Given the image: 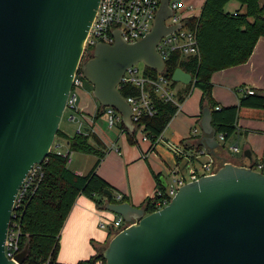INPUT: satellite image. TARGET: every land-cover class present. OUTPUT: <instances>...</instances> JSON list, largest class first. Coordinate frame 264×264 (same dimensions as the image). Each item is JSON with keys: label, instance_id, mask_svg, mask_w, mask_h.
<instances>
[{"label": "water", "instance_id": "95a60500", "mask_svg": "<svg viewBox=\"0 0 264 264\" xmlns=\"http://www.w3.org/2000/svg\"><path fill=\"white\" fill-rule=\"evenodd\" d=\"M170 0H160L150 32L135 43L114 32L112 45H96L82 72L92 98L112 108L132 133V110L118 87L134 65L160 74L165 62L160 39L181 28L167 27ZM100 0H0V264H23L28 246L8 260L4 243L23 181L53 147L72 77ZM174 83L189 85L177 68ZM202 147H219L204 108ZM89 132V129H85ZM165 188L164 177L159 178ZM107 196H112L108 190ZM105 210L126 225L109 240L106 264H264V174L225 164L214 175L188 183L169 204L147 214L128 202Z\"/></svg>", "mask_w": 264, "mask_h": 264}, {"label": "trees", "instance_id": "16d2710c", "mask_svg": "<svg viewBox=\"0 0 264 264\" xmlns=\"http://www.w3.org/2000/svg\"><path fill=\"white\" fill-rule=\"evenodd\" d=\"M231 2L239 4L240 8L231 12L225 7ZM243 9V11H242ZM185 27L197 31L198 54L182 56L179 51L173 52L165 60V70L158 74L143 67V76L156 79L162 75L169 82L173 90L178 83L171 81L173 72L179 68L192 77V82L176 92V103L163 102L155 93L151 85L144 87L148 92L151 107L154 112L149 115L146 111L133 123L134 130L127 134L130 144L135 142V134L140 131L151 138H157L167 128L171 120L179 111L181 105L189 97L193 89L201 92L200 109L208 108L211 113V126L216 135H223V142L228 141L238 131L237 122L239 112L243 108L264 109V91L254 90L252 95L239 89L243 95L239 97L237 105L231 107L219 106L212 98L211 76L213 73L244 64L250 58L256 42L264 38V0H205L197 17H191ZM124 99L138 97L140 90L133 84H123L118 89ZM105 108L99 105L97 116L104 115ZM120 128H125L120 122ZM90 131L84 134L76 133L68 137L58 130L55 137L65 141L70 152H80L98 156L97 163L85 175L74 173L66 164L63 156L54 149V144L46 159L41 163L42 177L35 188L25 194L21 205L15 211L12 223L17 224L19 250L28 246V253L23 264H57V254L62 229L76 200L80 196L100 197L96 199L98 207L108 203L127 202L126 198L114 199V196L104 194L112 188L97 174V168L104 158V153L97 151L89 142ZM218 141H220L218 139ZM185 150H197L202 147L200 140L191 137L178 143ZM219 170L229 159V149L224 145L214 151H209ZM176 160V158H175ZM152 176L157 182V190L164 192L159 178L161 174ZM158 199L146 198L140 208L147 214L156 210L153 201ZM105 202V203H104ZM117 231L113 234H116ZM111 236L109 235L108 239ZM105 242L96 255L88 260L76 264H106L103 252L107 246Z\"/></svg>", "mask_w": 264, "mask_h": 264}, {"label": "built area", "instance_id": "2783aa9c", "mask_svg": "<svg viewBox=\"0 0 264 264\" xmlns=\"http://www.w3.org/2000/svg\"><path fill=\"white\" fill-rule=\"evenodd\" d=\"M159 4L160 0H100L85 39L79 62L72 77V86L65 106V111H68L70 121L77 123L76 133L84 134L86 133L85 129H89V131L91 129V125L88 124L87 121L84 122L83 120L85 114L77 106V91L83 86V80L85 79L82 72L83 65L93 57L96 45H112L114 43L115 31H119L122 41L128 44L135 43L143 38L153 27ZM169 8L172 11V15L168 18L171 24L167 25L166 20L168 19H166L165 25L170 27L180 24L181 28L162 37L156 47L157 52L160 54L164 62L173 52L176 51H179L182 56L197 55V31L195 29L185 27V23L189 18L197 16L182 14L181 11L183 9L178 6L177 2L172 0L169 1ZM142 73H140L136 65H134L124 73L122 82L118 87L119 89L123 84H133L140 90V95L138 97L125 99L132 110V123L136 122L145 111L149 115L154 114L148 97V92L144 89L146 85H151L154 88L155 93L163 102H173L177 104L176 92L171 88L170 82L165 77L158 75L156 79H151L143 76ZM246 92L250 95L254 93L253 90H248ZM181 105H179V109ZM104 115L106 116L107 127L109 129L117 128L120 134L125 135L130 133L126 128L119 127L122 118L117 111L107 107L105 108ZM84 127L86 128L83 129ZM139 132H141V130ZM198 133L197 129H192L191 137L195 138ZM141 134L142 136L140 141L149 145L148 151L144 153L145 158L148 153H152L155 150L156 145L159 142H162L164 138L163 134L157 138L148 137L142 132ZM223 139V135H219V140L223 141ZM166 143L168 145V149L174 154L177 165L172 169H169V180L164 177V192L157 190L154 194V197L156 195L158 198L153 201V205L156 208L155 211L166 207L182 186L198 181L202 177L212 176L218 171L214 159L208 149L201 147L197 150H185L179 145L165 142V144ZM56 147L58 148L59 146ZM111 148H114V145H112ZM229 150L230 152L236 153L238 148L234 146L230 147ZM58 154L65 158L67 165L72 162L71 152L68 149L65 153ZM181 161H185L186 163L187 171L185 173H182V170L177 167ZM247 167H251L252 170L253 167H256L258 170L256 172L264 174V164L262 163ZM41 177V164L34 165L26 175L13 205V211L11 214L12 218L4 243L5 256L8 260L13 262H15V258L19 254L20 250L17 244V224L12 223V219L15 217V211L21 205L25 194H27L31 188H35ZM121 198V195L116 196V200H120ZM100 227L102 229L105 228L104 224H101ZM111 227L119 232L125 228L126 225L124 224L123 219L120 216H117V218L112 222Z\"/></svg>", "mask_w": 264, "mask_h": 264}, {"label": "crops", "instance_id": "0c3cea01", "mask_svg": "<svg viewBox=\"0 0 264 264\" xmlns=\"http://www.w3.org/2000/svg\"><path fill=\"white\" fill-rule=\"evenodd\" d=\"M233 11L235 10L231 12ZM211 84L212 98L222 107L237 105L239 97L243 95V92H239V89H244L245 92L248 90L264 91V38L258 39L246 63L213 73ZM200 99L201 92L198 90V94L193 99L187 98L182 103L175 115L178 117V123L175 122V116L169 123L173 127L172 134L175 137V142H166L178 145L180 141L191 138L192 129H187V126H191L192 122L198 123L200 126L202 114ZM95 108L91 109L88 106L85 110L79 109L85 115L93 116L96 111ZM237 127L238 131L232 137L231 147L236 146L238 151L235 154H238L241 146L242 155L236 159L229 156L232 161L231 164L244 167L264 164V109H241ZM91 133L95 138L99 135L93 127L90 129ZM203 137L204 134L200 127V131L195 138L202 143ZM101 138L102 136L98 139ZM215 138L220 145L219 136L216 135ZM112 145H114V148H111ZM111 146L108 155L103 158L97 168V174L112 188L114 199L117 195H121L126 198L130 205L140 207L146 198L154 197L157 191V182L152 173L161 174L160 177H164L161 172L163 165L157 163L159 166L155 167L150 163L149 158L155 156V150L148 153L144 158V153L149 149L147 143L141 145L137 143L136 148L125 142L122 144V149L114 143ZM181 163L182 161L179 166ZM71 164L72 162L68 166ZM72 171L78 175H85L82 171ZM97 198L99 197L80 196L77 198L60 235L57 264H76L79 261L88 260L97 254L98 249L107 240L114 236L113 233L116 232V229H113L111 225L107 233L100 231L97 227L102 218H111L104 207L97 206ZM116 218L117 216H114V220ZM109 235L111 237L108 239Z\"/></svg>", "mask_w": 264, "mask_h": 264}, {"label": "rangeland", "instance_id": "374dc122", "mask_svg": "<svg viewBox=\"0 0 264 264\" xmlns=\"http://www.w3.org/2000/svg\"><path fill=\"white\" fill-rule=\"evenodd\" d=\"M172 1L177 2L178 6L183 9L181 11L182 14L198 16L205 0H172ZM239 8L240 6L236 2H231L225 7L227 11H232V10H236ZM166 24L167 25L171 24L169 19L166 20ZM136 67L138 68L139 72L142 73L144 66L141 63H138L136 64ZM183 88H184V85L177 84L174 89L175 91H178L179 89H183ZM91 92H92V86L84 79L83 86L77 91V95H78L77 106L78 108L84 109V110L88 106H90L91 109H94V107H96L95 114L93 116L84 115L83 120L84 122L87 121V123L90 124L91 127H93L95 130H97L99 134L96 136V138L94 135H92V133L89 134L90 144L93 145L95 149H97V151H99L100 153L103 152L104 158L108 155L109 147L111 146L112 143L116 144L117 147L121 149H122L123 142H125L126 144L130 146H134L135 148H136L137 143L141 145L142 144V142L140 141L141 136H142L141 132L137 131L135 134L136 143L130 144L127 140V135L125 134L120 135V132L117 128L109 129L107 127L106 116L105 115L97 116L96 114L97 111L99 110V104L92 98ZM196 94H198V89H193L189 97L187 98L193 99ZM174 119H175V122L178 123V117L175 116ZM85 128L86 127H84L83 129ZM194 128L197 129L198 132L200 131V126L198 123L192 122L191 126H187V129L189 130L194 129ZM172 129L173 127L171 126V124H169L167 128L165 129V131L163 132L164 140L162 142H159L155 147V156H151L149 158V161L151 164H153V166L155 165V167H158L159 165L157 163H161L163 165V169L161 172H162V175L166 177L168 180H169V169H172L174 166L177 165L174 154L170 150L167 149L166 147L167 145L165 144L166 141H169L172 143L175 142V137L172 134ZM59 130L63 132L65 135H67L68 137H73L77 132V123H75L74 121H70L68 111H65L62 116V119L59 125ZM101 136L102 138L98 139ZM231 140L232 138L229 139L227 142L221 141L220 143L221 145H224L225 148L229 149V147L232 146ZM56 146H59V147L57 148ZM53 149L57 153H65L66 151L65 141L57 138ZM241 149L242 148L240 146V152L238 154L229 152V155L233 159H236L242 155ZM71 158H72V164L69 166V168L71 170L82 171V173L84 174L89 173V171H91V169L95 166L98 160V156L96 155H88V154H83V153L76 152V151L71 152ZM177 167H179V169L182 170V173H185L187 171L185 161H182L180 166H177ZM253 170L258 171L256 167H253ZM99 200L102 201L103 199L99 197ZM107 214H109L111 218L109 219L102 218L98 222V226H97L100 231L106 232V233L109 230V227L112 224L114 220V216H115L108 211H107ZM101 224H104L106 228L105 229L100 228Z\"/></svg>", "mask_w": 264, "mask_h": 264}]
</instances>
